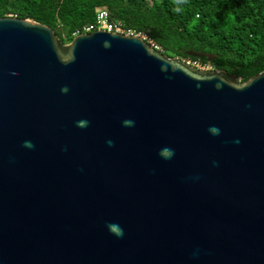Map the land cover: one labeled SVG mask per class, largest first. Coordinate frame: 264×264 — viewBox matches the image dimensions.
<instances>
[{
	"label": "water",
	"instance_id": "water-1",
	"mask_svg": "<svg viewBox=\"0 0 264 264\" xmlns=\"http://www.w3.org/2000/svg\"><path fill=\"white\" fill-rule=\"evenodd\" d=\"M0 264H264V71L0 17Z\"/></svg>",
	"mask_w": 264,
	"mask_h": 264
},
{
	"label": "trees",
	"instance_id": "trees-1",
	"mask_svg": "<svg viewBox=\"0 0 264 264\" xmlns=\"http://www.w3.org/2000/svg\"><path fill=\"white\" fill-rule=\"evenodd\" d=\"M101 10L168 56L244 81L264 71V0H0V17L47 25L66 44Z\"/></svg>",
	"mask_w": 264,
	"mask_h": 264
},
{
	"label": "built area",
	"instance_id": "built-area-1",
	"mask_svg": "<svg viewBox=\"0 0 264 264\" xmlns=\"http://www.w3.org/2000/svg\"><path fill=\"white\" fill-rule=\"evenodd\" d=\"M97 30H104L112 33H121V34H135L131 30L126 31L121 23L111 20L110 14L107 10H101L97 15L96 21L93 24L84 27L83 34L91 33ZM137 35L142 36L156 49L160 50V47L155 45L153 40H151L146 34H137ZM192 64L201 70H214L213 66L208 63L202 64L200 62H194Z\"/></svg>",
	"mask_w": 264,
	"mask_h": 264
},
{
	"label": "clouds",
	"instance_id": "clouds-1",
	"mask_svg": "<svg viewBox=\"0 0 264 264\" xmlns=\"http://www.w3.org/2000/svg\"><path fill=\"white\" fill-rule=\"evenodd\" d=\"M124 123H125L126 126H131L132 124H134V122H133V121H130V120L125 121ZM213 131L216 132L217 134H218V132H219V130H218V129H215V128L213 129ZM109 143H111V141H110ZM25 146H26V147H33L34 145L32 144L31 141H26V142H25ZM170 154H171V153H170ZM119 235H123L122 230L120 231Z\"/></svg>",
	"mask_w": 264,
	"mask_h": 264
},
{
	"label": "rangeland",
	"instance_id": "rangeland-1",
	"mask_svg": "<svg viewBox=\"0 0 264 264\" xmlns=\"http://www.w3.org/2000/svg\"><path fill=\"white\" fill-rule=\"evenodd\" d=\"M183 61H185V62L190 63L191 65H193V64H192L193 62H191V61H187V60H183ZM193 66H194V65H193Z\"/></svg>",
	"mask_w": 264,
	"mask_h": 264
}]
</instances>
